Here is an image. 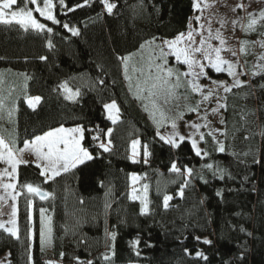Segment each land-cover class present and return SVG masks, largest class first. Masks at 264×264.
<instances>
[{"label": "trees", "instance_id": "trees-1", "mask_svg": "<svg viewBox=\"0 0 264 264\" xmlns=\"http://www.w3.org/2000/svg\"><path fill=\"white\" fill-rule=\"evenodd\" d=\"M82 2L66 0L69 6ZM109 2L117 5L111 15L99 0L74 12L53 0L61 24L36 13L41 23L53 29L51 33L0 24V114L6 115L5 121L0 118V135L9 143L15 141L19 149L25 141L56 127L82 126V146L94 157L47 182L36 165H19L15 182V191L22 193L16 200L19 239L0 230V255L8 253L3 264H30L29 255L31 264L49 260L56 264L89 260L93 264H264V69L250 67L242 74L243 86H232L223 94L220 143L224 152L218 151L209 131L202 132L204 140L199 139L207 156H196L188 140L172 148L156 136L157 122L193 117L197 112L189 109L199 105L198 93L181 75V87L168 103L157 101L154 107L147 92L138 99L136 86L147 76L153 53L159 55L155 45L142 50L140 45L155 37V44L163 46V40L185 32L195 12L193 0ZM64 23L79 34L73 35ZM130 53L135 55L127 61L129 80L119 57ZM167 60L174 72H184L174 56ZM63 81L73 90L79 88L80 95L65 99L58 87ZM37 96L40 102L29 107L27 98ZM112 100L120 109L116 124L104 108ZM7 123L14 128L7 129ZM108 128L113 129L112 143L110 151L104 152L92 137L99 134L106 141L103 133ZM133 140L141 142L137 159L131 158ZM144 144L150 152L147 163ZM173 162L181 167V174L170 171ZM184 166L192 169L191 176L183 172ZM132 174L139 181L137 199L130 195ZM29 183L48 195L41 199L28 193L22 186ZM164 195L172 197L168 207L162 203ZM141 200L147 204L144 214ZM42 211L51 224L48 252L41 251L40 245ZM205 238L212 243L204 244ZM137 239L140 243L134 249L132 242ZM197 251L208 259L197 257ZM104 254L110 260L105 261Z\"/></svg>", "mask_w": 264, "mask_h": 264}, {"label": "snow or ice", "instance_id": "snow-or-ice-1", "mask_svg": "<svg viewBox=\"0 0 264 264\" xmlns=\"http://www.w3.org/2000/svg\"><path fill=\"white\" fill-rule=\"evenodd\" d=\"M92 0H83L82 3H76L74 6H69L66 3V0H59V5L62 8H65L67 12H74L78 8H82L85 6H90ZM99 2L104 5L105 10L109 15L113 14V9L117 7L116 3L109 2V0H99ZM29 5H34L35 7H29ZM16 6V7H14ZM193 11L203 12L202 8V0H193ZM203 7H208L207 3H204ZM55 4L53 0H0V24L11 25L13 23L19 25L25 31L29 29H33L39 32L47 31L51 33L53 29L51 27H47L44 23H41L34 15V12L39 13L40 17H43L45 20L52 21L53 24H61V21L56 18L54 14ZM237 9L241 11L247 12V7L243 3H238L232 10L235 12ZM248 23L246 25H241L242 30L245 32H254L256 31V25L260 21H264V8H261L257 13L247 12ZM197 24H199L200 29L204 28L203 24H200L201 15H197L194 17ZM223 21L221 24L223 25ZM237 21H233L235 25ZM65 29L70 31L73 35H78L79 30L75 27H70L69 24L64 23L62 25ZM209 36L205 38L202 33L197 32L196 29L192 27L191 19L188 25L187 33L180 32L171 40H163L161 45H156V38L153 37L149 41H145L140 45V49H144L145 45H155L156 49L159 50V55L155 56V60H151L149 63L148 74L145 79L137 84V98H141L140 93L147 92V98L153 103L155 107L157 101H163L164 103H168L170 98L174 96V92L176 89L181 87L180 84V76L191 77V79L187 80V84L190 86L191 91L193 93H202L205 86L199 84V78L201 76L207 77V73L205 72L206 67H210L215 70L217 73L227 72L229 76L235 77L237 75L235 71V65L226 59L221 57V52L228 50L224 48L226 41L222 38V35L219 30L216 31L215 35H212V30L210 27L207 29ZM194 32L201 35V39L199 41V46H195L196 41L194 38ZM210 39H216L219 41L220 46H213L208 41ZM242 47L240 49L241 52L244 51L243 44L248 43L247 41H243ZM205 45H207L205 47ZM260 46L264 48V42L260 43ZM49 47H52L51 41H49ZM167 49V51H166ZM197 54L200 55V59L197 58ZM237 53L235 51L232 52V55L235 56ZM135 53H130L128 56L119 57V59L123 62L125 68V78L130 80V77L127 75L128 64L127 61L133 56ZM172 55L175 57V60L179 63L188 66V71L183 73H176L174 69L171 67H167L168 60L167 57ZM41 59H46L45 57H41ZM259 60H264V54H261L258 57ZM202 61H207V64ZM226 66V67H225ZM264 69V65L260 66ZM198 69V71H196ZM135 70V69H134ZM259 73H253V75H258ZM141 75L144 76V72L141 71ZM173 77H175L173 79ZM210 79V78H209ZM101 84L104 83L103 80L100 81ZM213 84L217 85V87H223L224 92H230L231 88L228 87L224 82L212 81ZM242 81L236 80L233 84V87H242ZM60 89L65 93V99L74 100L76 97L80 95V89L76 88L73 90L69 86L68 81H63L59 86ZM264 87V85H262ZM131 90V84H130ZM213 95V90L209 88L208 94L204 95V100L209 99V97ZM187 99V97H185ZM41 98L37 97H29L27 98V104L29 107L35 108V106L40 102ZM226 107L223 104H219L217 108L212 109L213 113H217L219 108ZM0 108H3V101L0 100ZM105 110L108 112V118L111 120L112 124H116L119 120V107L115 100H112L110 103L104 104ZM15 109H13L14 111ZM145 110H148L147 105H145ZM199 105L194 108H190L189 111L198 112ZM12 116V111L9 112V117ZM163 117V113H161ZM182 117V114H181ZM223 123V120H221ZM164 126L163 122H157V132L156 136L162 141L164 144L171 146L172 148H179L181 143H183L186 139L190 140L191 147L196 156H207L208 153L204 152L197 145V141L192 139L191 137H186L184 135H180L177 131V125L175 121L172 122L171 128L173 131L171 133L165 134L162 133L159 129ZM191 128L199 131L201 127H206L207 125H200L196 123H192L188 125ZM84 131L85 129L82 126H76L74 128H64L63 126L49 130L43 135L36 136L32 141H25L24 148L16 149L15 141L12 143H8L5 139L0 136V162H3L8 167H5L2 171H0V188L5 190L6 195H0V201H5L8 197L14 202L12 205V211L10 213V217L8 220H0V230H3L5 233L10 234L12 237L19 239L18 235V223H17V206L15 201L17 197L22 193L15 191L16 183H2L4 177H7L10 181H17L18 173L17 169L19 165L25 164L27 165L29 161L22 159L21 156L17 155V153H23L25 149H31L37 160L44 162L43 164L37 163L36 167L41 168L40 175L45 177V182L47 180L54 179L56 176H59L61 172H68L71 168H76L78 165L84 164L86 161L92 160L94 157L92 153L85 147L82 146L81 141L84 139ZM219 131V130H217ZM113 132L112 128H108L106 132L103 133L105 137L108 139L101 140V136L98 134L97 136H93L92 139L94 141H99L98 147L103 149L104 152L110 151L111 146V134ZM223 134V133H221ZM209 135L213 136V140L218 144V151L224 152V145L216 140V137L210 132ZM200 140H204V134L201 133ZM139 140H133L131 142L132 154L133 158L138 154L137 147L140 145ZM143 155L145 157V163H147V157L150 155L148 150V145H143ZM135 162V160H134ZM259 163V161H255ZM204 167L212 168L211 164H206ZM10 169V170H9ZM170 171L181 174V167L177 166L176 162L171 164ZM51 173L49 175L48 173ZM183 172L187 173L189 176L192 174V169L184 166ZM223 179V175L220 177ZM137 177L135 175L132 176L133 182H135ZM184 186H187V181H185ZM22 187L27 189V192L30 194L39 195L41 199H44L48 194L41 191L39 187L33 186L32 184H25ZM145 190L147 189V185L144 186ZM12 190V191H9ZM135 192V189H133ZM180 195H183V188L180 190ZM220 195V193H217ZM133 199H137L136 196L132 197ZM172 199L171 196L164 195V206L168 207V202ZM141 203L144 205L141 208V214L147 212V204L144 200H141ZM29 207L31 206V201H28ZM3 215V213H0ZM43 215V211H42ZM30 218V217H29ZM243 231V229H241ZM112 240H115L116 233L113 232L110 234ZM250 235V233H249ZM51 229H48L47 240H50ZM197 241H200V237H195ZM204 244H211L212 241L208 239H204L202 241ZM140 241L137 239L132 242V246L135 249L139 245ZM46 244V236L43 228V223L40 231V245L41 251L44 250ZM187 252L188 250L185 249ZM115 255V252H112ZM139 255V252H136ZM61 258H63L64 253H61ZM195 255L203 260H207L208 257L204 255L203 252L197 251ZM78 262L80 261L79 257L75 258ZM103 259L105 261L110 260L109 255L104 254ZM243 259V255L241 256ZM32 257L29 255V261L31 264ZM2 264V262H0ZM10 264V262H9ZM45 264H56L55 261H46ZM80 264H84V262H80ZM86 264H93V261L89 260Z\"/></svg>", "mask_w": 264, "mask_h": 264}, {"label": "rangeland", "instance_id": "rangeland-1", "mask_svg": "<svg viewBox=\"0 0 264 264\" xmlns=\"http://www.w3.org/2000/svg\"><path fill=\"white\" fill-rule=\"evenodd\" d=\"M204 3H207L208 7H203ZM238 3L245 4L247 7V12H254L257 14L261 8H264V0H202L203 12L201 13L195 11L191 17L192 27L196 29L197 32L202 33V35L205 38L209 36V33L207 31L209 27V21L213 36L215 35L217 30L220 31L222 38L226 41L224 48L228 49L221 52V57L223 59L231 61L235 65V71L237 73L235 77L229 76L227 72H221L218 73V75H212L209 72V70L213 73H215V70L211 69L210 67H206L205 72L207 73V77L201 76L198 81L200 85L205 86L203 92L198 93V101H199L198 112L193 117H190V119L179 118L178 120H173L177 125L176 131L180 135H184L186 137H191L192 139H195L200 149H201V144H200L199 136L203 131L211 132L216 137V140L220 142V132L222 130L221 108H219V111L217 113H213L212 109H215L218 107L219 104H222V97L224 94V90L223 87H217V85L213 84L212 81L224 82L228 87H232L236 80H240V81L243 80L242 74L246 75L250 67L252 71L263 70L260 66L264 65V60H259L258 57L261 54H264V48L260 46V43L264 42V21H260L256 25V31L254 32L243 31L241 25H246L248 23V16H247V12L241 11L240 9H237L235 12L232 10ZM34 7L35 6L32 5V8ZM36 13L37 12L33 13L35 17H36ZM197 15H201L200 24L204 25L203 29H200L199 24H197V22L194 19V17ZM221 21L224 22L223 25L221 24ZM233 21H237V23L234 25ZM187 31L188 28L184 33H187ZM194 38L196 41L194 47L199 46L201 35L194 32ZM243 41H247L248 43L243 44L244 51L241 52L240 51L242 47L241 42ZM208 42L211 43L213 46H217V47L220 46L219 41L216 39H210ZM206 46L207 45H205V47ZM233 51L237 53L235 56L232 55ZM242 55H246L247 57L241 58ZM197 58L198 59L201 58L199 54H197ZM202 62L207 64V61H202ZM182 65H183V71L187 72L188 66L184 64ZM196 71H198V69H196ZM187 79H191V77H187ZM209 88L213 90V95H211L209 99L204 100L203 97L204 95L208 94ZM106 114L108 116L107 111ZM3 115H4L3 113L0 114V118L2 121H5L6 115L5 116ZM10 118L11 117H9V119L7 120L8 122ZM172 122L168 124H164V126L159 130L165 134L171 133L173 131V129L171 128ZM192 123L207 125V126L201 127L199 131H197L196 129L188 126ZM7 124H8L7 129L11 130V128L12 129L14 128L12 124L11 127H9V123ZM63 127L74 128L76 126H70V127L63 126ZM32 140H28V141H32ZM5 141L8 142L7 140ZM188 141L190 142V140ZM22 148H24V144L19 149ZM137 152L139 154V146L137 147ZM130 153L132 159L138 158V154L133 158L132 148ZM17 155L21 156L22 159L27 160L29 161V163H32L34 165H36L37 163H41V164L44 163L42 161L37 160L34 152L31 149H25L23 153H17ZM5 167L8 166L3 162H0V171H2ZM41 170L42 169L39 168L40 172ZM48 174L51 175L50 172ZM133 175L135 174H132V176ZM9 182H16V181H10L7 177H4L2 180V183H9ZM138 184H139L138 177L135 182H133L131 178L130 195L132 197L133 196L137 197L136 192L138 189ZM133 189H135V192L133 191ZM0 195H6L5 190L3 188H0ZM13 203L14 202L11 200L10 197H8L5 201H0V213H3V215H0V220L6 221L9 219L10 213L12 211ZM162 203L164 204V202ZM42 223L46 236V244L43 251L48 252L51 249V237L50 240H47V234H48V229L49 228L51 229V224H50V219L46 217L44 214L41 217L40 231H41ZM7 257H8L7 252L1 254L0 262H2L3 264L7 260Z\"/></svg>", "mask_w": 264, "mask_h": 264}, {"label": "bare ground", "instance_id": "bare-ground-1", "mask_svg": "<svg viewBox=\"0 0 264 264\" xmlns=\"http://www.w3.org/2000/svg\"><path fill=\"white\" fill-rule=\"evenodd\" d=\"M57 128V127H56ZM55 129V128H54ZM1 136V135H0ZM131 178H132V175L130 176V180H131ZM37 196H39V195H37ZM39 225L41 226V222L39 223ZM8 254V253H7ZM8 258V257H7Z\"/></svg>", "mask_w": 264, "mask_h": 264}, {"label": "crops", "instance_id": "crops-1", "mask_svg": "<svg viewBox=\"0 0 264 264\" xmlns=\"http://www.w3.org/2000/svg\"><path fill=\"white\" fill-rule=\"evenodd\" d=\"M34 139V138H33ZM32 140V139H31ZM43 164V163H42ZM41 169V168H40Z\"/></svg>", "mask_w": 264, "mask_h": 264}]
</instances>
